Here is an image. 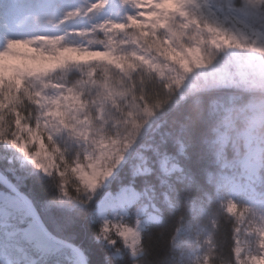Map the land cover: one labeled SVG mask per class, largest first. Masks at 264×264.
<instances>
[{
  "label": "clouds",
  "instance_id": "9594fccd",
  "mask_svg": "<svg viewBox=\"0 0 264 264\" xmlns=\"http://www.w3.org/2000/svg\"><path fill=\"white\" fill-rule=\"evenodd\" d=\"M116 2L118 17L109 15L95 0H78L71 9L61 11L52 25L57 31L0 41V52L9 50V39H22L43 49L52 60L64 61L63 67L45 76L25 77L18 98L14 86L5 84L0 90V172L28 177L29 190L38 192L59 212L54 223L60 233L75 238L86 230L94 243L108 250V257L117 252L130 256L119 233L122 228L139 230L138 221L142 225L143 218L137 217L138 205L112 206L102 193L113 182H123L128 157L139 150L159 120L171 116L170 127L183 134L180 138L188 146L202 129L207 133L205 151L218 147L215 141L219 135L227 136L224 152L233 165L228 171L245 187L238 198L232 197L245 216V232L264 228V52L256 51L264 49V0H195L184 4L181 14L171 20L175 32L186 33L181 38L184 45L195 43L212 67L231 66V74L216 78L200 69L184 73L169 64L176 77L182 78L180 85L171 72L160 78L140 65L135 74L120 77L125 94L108 101L98 89L82 87L76 72L67 75L76 67L69 62L73 55L88 54L93 47L110 54L115 45L128 59L136 53L153 63H165L152 48L153 37L130 26L134 23L130 18L143 20L139 5L150 0ZM156 10L154 5L143 9ZM194 34L195 41L191 39ZM43 35L51 38L41 39ZM156 38L162 45L165 40L177 45L167 29L158 30ZM122 42H126L125 47H121ZM237 56L244 58L242 68L233 65ZM69 90L80 99L82 110L72 111L64 105L62 97L69 96ZM210 93L216 96L205 105L202 98ZM173 105L175 115L167 111ZM57 111L66 112L67 118L56 115ZM105 171L111 174L104 176ZM93 180L94 188L90 186ZM154 188L161 195L179 194L169 184L157 183ZM3 238L9 247L6 232ZM17 248L16 243L2 264H26ZM235 249L230 238L228 264H237ZM262 251L258 239L253 238L240 260ZM167 252L169 249L161 248L148 264H162L161 257ZM40 264L73 262L70 254L63 253Z\"/></svg>",
  "mask_w": 264,
  "mask_h": 264
},
{
  "label": "trees",
  "instance_id": "16d2710c",
  "mask_svg": "<svg viewBox=\"0 0 264 264\" xmlns=\"http://www.w3.org/2000/svg\"><path fill=\"white\" fill-rule=\"evenodd\" d=\"M5 5L6 0H0V7ZM53 9L54 7L50 8L49 14ZM35 25L41 27L38 24ZM142 30L144 36L153 37L152 48L156 56L162 58L164 46L156 38L157 31ZM185 35L176 32V38L180 41ZM191 39L195 40L196 35L194 34ZM203 57L206 65H210L208 58L204 55ZM133 60L127 58L121 71L111 65H98L87 70V72L92 71L90 75L83 74L85 70L73 68L68 70L67 75L76 72L82 80V87L98 89L102 98L114 101L125 94L120 77L135 74L139 66L143 65L138 61L133 63ZM143 66L147 71L154 72L149 67ZM5 84L9 87L14 86L15 98H18L19 89L24 87V80L19 87L12 80H1L0 90ZM215 96L214 93L204 96L203 103L207 105ZM9 97L13 98L11 92ZM175 107L176 105H173L167 111L175 115ZM170 120L171 116H166L152 127L150 135L143 141L139 150L128 157L123 173V181L131 177L135 181V191L144 194L141 196L142 199L151 203L159 215L158 222L149 223L141 232L139 256L132 258L131 255L125 256L117 252L108 257V250L103 245L94 243L86 230H81L75 238L66 233H59L62 238L84 248L91 264H148L149 261L157 258L161 248L169 249V252L161 257L162 264H181L187 252L186 243L183 242L186 238L179 234L178 230L187 226L200 230L203 236H208V246L204 248L208 264H228L227 244L230 238L234 242L236 222L223 209L218 189L219 178L224 170L221 167L220 158L229 161L224 152L227 142L221 146L218 136L215 141L218 147L205 151V145L208 142L207 133L202 129L192 145L188 146L180 138L183 134H178L174 128L170 127ZM163 160L177 164L179 170L164 172L161 168ZM139 167L144 170L139 171ZM157 168L159 172L156 171ZM160 173L163 175L161 176ZM157 183L169 184L170 188L174 192L178 190L179 194L168 196L164 193L161 195L154 188ZM110 193L116 192L110 191ZM185 195H188L187 200L183 199ZM3 234L4 232H0V251L3 248L2 242H5ZM7 242L11 246L17 243L15 238L8 235ZM11 251L12 247L7 249L6 253L10 254Z\"/></svg>",
  "mask_w": 264,
  "mask_h": 264
},
{
  "label": "rangeland",
  "instance_id": "374dc122",
  "mask_svg": "<svg viewBox=\"0 0 264 264\" xmlns=\"http://www.w3.org/2000/svg\"><path fill=\"white\" fill-rule=\"evenodd\" d=\"M78 0H6V5L0 7V41L10 37H28L33 38L35 34H46L57 31L53 28V24L56 23L57 18L64 9H71ZM97 5L102 3V0H95ZM195 2V0H150L149 4H140L141 11L139 15L143 17V20L130 18L134 21L131 27L144 29L146 32H156L160 29H167L171 32L175 38L176 32L171 27V20L175 15L181 14L182 6L186 3ZM154 5L157 9L154 12H146L143 9ZM107 13L111 16L118 17L120 14V8L117 5L116 0H108L105 3ZM54 7L52 11L50 8ZM50 17V19H48ZM33 20V21H32ZM51 21V23H49ZM33 22V23H32ZM41 27H36L35 24ZM118 27H122L117 25ZM182 34H186L181 32ZM258 35V34H257ZM41 39L51 38L48 35H43ZM177 45H173L170 40H165L163 46L162 59L165 61L163 65L156 62L153 63L151 59L145 56L132 54V59L140 62L141 64L149 67L152 71L157 73L160 78H165L167 72H171L174 78L176 72L173 68L169 67V64L178 66L184 73H190L193 69H200L206 71L211 76L216 78H223L228 74H231L232 67H225L219 65L212 67L206 65L204 57L200 48L193 44L192 47L184 45L179 38H176ZM195 41L194 39H192ZM201 42H203L201 38ZM8 44L11 45L7 54L0 52V81L12 80L19 87L25 77H39L45 76L48 73L54 72L57 69L63 67L64 61H54L44 53L43 49H38L34 44L28 43L22 39H9ZM126 42L121 43V47H125ZM166 45V46H165ZM243 48V45H237ZM231 47V45H230ZM258 52H264V49H256ZM250 59V58H249ZM127 60L124 53L119 52L113 45V50L110 54L100 47H93L89 49L88 54L73 55L70 58V63L75 65V70H85L83 74L90 75L92 71L89 68L98 65H111L117 70L121 71L123 63ZM245 63L244 58L234 57L233 65L237 67L243 66ZM180 81V85L183 84L182 78H177ZM179 86V85H178ZM63 103L70 110L75 111L77 109L82 110L83 104L76 96L62 97ZM57 108L60 107V102L57 101ZM56 115L61 118H67V113L64 111H57ZM218 142L221 146L227 142L226 135H219ZM221 167L224 169L220 175L218 189L221 205L226 213H228L236 222L235 239L234 243L236 248L240 249L239 255L236 253L237 264H264V251L260 255H244V259L240 260L242 252L247 248L250 240L257 238L259 246L264 249V228H257L255 232H245L246 220L244 214L238 210V206L232 197H239V195L245 191V187L236 183L232 174L228 171L233 165L226 161L224 158H220ZM161 168L164 172L170 173L174 170H179L177 164L170 163L167 160L161 162ZM139 171H143L144 168H138ZM93 188L95 187V181L91 182ZM121 195L120 192L104 194L105 202L111 203L112 200ZM128 196L137 197L135 205H138L136 209L137 217L143 218V224L140 225L138 221V231H133L127 238L122 237L119 233L121 240L124 243L126 249L132 253L131 257L136 258L139 256V241L141 232L144 228L153 222L159 221V215L157 209L151 204L145 202L137 191L127 193ZM229 204L232 205V211H228ZM179 234L185 236L186 254L185 260L181 264H208L205 256L204 248L208 246V236H203L201 231L193 229L189 226L181 227L178 230ZM8 235V234H7ZM11 237L10 235H8ZM9 247H5V242H2L3 248L0 251V264L4 259L6 250L9 249L11 244L7 242ZM18 251V250H17ZM21 255H23L20 252Z\"/></svg>",
  "mask_w": 264,
  "mask_h": 264
},
{
  "label": "snow or ice",
  "instance_id": "6c2138e0",
  "mask_svg": "<svg viewBox=\"0 0 264 264\" xmlns=\"http://www.w3.org/2000/svg\"><path fill=\"white\" fill-rule=\"evenodd\" d=\"M108 0H102L99 6H104ZM11 47V45H9ZM7 54V52H5ZM73 98L75 95L71 94ZM105 171L104 176H109ZM135 190V181L130 177L122 183L113 182L104 189L107 192H120L111 204L122 208L135 206L137 197L127 193ZM102 193V194H104ZM228 211H232L229 204ZM59 212L51 204L45 203L38 192L29 190L26 175H13L0 172V232H6L16 239L18 248L25 257L26 264H40L48 258L69 253L73 264H90L87 251L74 242L60 236L54 223ZM104 231L107 232V225ZM132 230L122 228L120 235L127 238ZM107 238V237H105ZM235 253L239 255L237 247Z\"/></svg>",
  "mask_w": 264,
  "mask_h": 264
}]
</instances>
